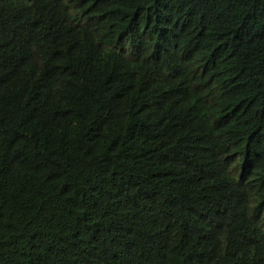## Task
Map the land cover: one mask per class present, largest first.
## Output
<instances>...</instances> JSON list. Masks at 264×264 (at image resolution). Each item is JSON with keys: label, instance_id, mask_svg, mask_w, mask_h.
Wrapping results in <instances>:
<instances>
[{"label": "trees", "instance_id": "obj_1", "mask_svg": "<svg viewBox=\"0 0 264 264\" xmlns=\"http://www.w3.org/2000/svg\"><path fill=\"white\" fill-rule=\"evenodd\" d=\"M0 264H264V0H0Z\"/></svg>", "mask_w": 264, "mask_h": 264}]
</instances>
